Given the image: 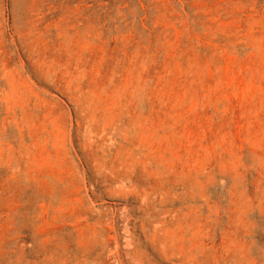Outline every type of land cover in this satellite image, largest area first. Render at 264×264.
Listing matches in <instances>:
<instances>
[{"label":"rangeland","instance_id":"rangeland-1","mask_svg":"<svg viewBox=\"0 0 264 264\" xmlns=\"http://www.w3.org/2000/svg\"><path fill=\"white\" fill-rule=\"evenodd\" d=\"M0 264H264V0H0Z\"/></svg>","mask_w":264,"mask_h":264}]
</instances>
